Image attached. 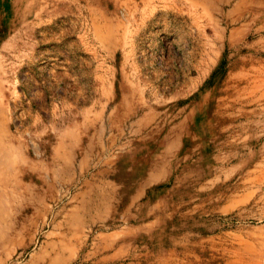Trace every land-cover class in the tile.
Instances as JSON below:
<instances>
[{
    "label": "rangeland",
    "instance_id": "374dc122",
    "mask_svg": "<svg viewBox=\"0 0 264 264\" xmlns=\"http://www.w3.org/2000/svg\"><path fill=\"white\" fill-rule=\"evenodd\" d=\"M0 264H264V0H0Z\"/></svg>",
    "mask_w": 264,
    "mask_h": 264
},
{
    "label": "bare ground",
    "instance_id": "6f19581e",
    "mask_svg": "<svg viewBox=\"0 0 264 264\" xmlns=\"http://www.w3.org/2000/svg\"><path fill=\"white\" fill-rule=\"evenodd\" d=\"M90 1V0H89ZM2 4V3H1ZM102 4H108V0H102ZM106 39V38H105ZM108 41V40H107ZM78 84V81L76 79L75 82H73L72 84L68 85L69 86H76ZM53 87V86H52Z\"/></svg>",
    "mask_w": 264,
    "mask_h": 264
}]
</instances>
